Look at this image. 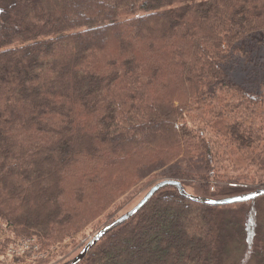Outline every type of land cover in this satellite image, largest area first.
Instances as JSON below:
<instances>
[{"label": "trees", "instance_id": "1", "mask_svg": "<svg viewBox=\"0 0 264 264\" xmlns=\"http://www.w3.org/2000/svg\"><path fill=\"white\" fill-rule=\"evenodd\" d=\"M262 84L264 0H0V232L48 257L144 181L264 172ZM79 264H264V197L163 188Z\"/></svg>", "mask_w": 264, "mask_h": 264}, {"label": "rangeland", "instance_id": "2", "mask_svg": "<svg viewBox=\"0 0 264 264\" xmlns=\"http://www.w3.org/2000/svg\"><path fill=\"white\" fill-rule=\"evenodd\" d=\"M232 81L234 84H242V79L244 77L243 73L233 72L230 73ZM262 90L264 93V84H262ZM232 102H237L239 99L237 96L229 98ZM264 106V103H263ZM207 110V109H206ZM207 119H211L212 116L206 114ZM262 122H264V113L262 114ZM188 125H192V115L188 114L185 118ZM228 158V157H227ZM225 158V159H227ZM235 160L236 158H230ZM229 162V161H228ZM237 171H233L232 167L225 164L219 167L218 175L212 174V176H207V179L202 180L198 183L192 181H182L181 184L185 192L195 198H204L207 200H220L224 198H229L233 196H238L242 194L254 191L255 182L264 181V172H256L254 169L246 168V166L241 163L236 166ZM237 176H246L248 179L255 181H249V186L246 187L244 182L236 181L232 183H227V179ZM197 179V178H196ZM154 181H144L140 183L134 189H131L128 193L123 195L116 203L111 205L109 208L104 210L95 222V225L89 226L82 238L78 239L76 245L71 246V243L65 242L64 245L60 247L55 246L49 250L51 252L50 256H46L41 260L33 262L34 260L25 257L29 255L30 249L37 250L34 238H27V240L20 241L17 238L12 237L8 234L6 230L4 231V226L1 227L2 232H0V264H68L72 259L81 251V249L86 245V243L104 226L117 219L121 215L125 214L131 210L145 195V193L154 185ZM156 184V183H155ZM259 189H264L260 187ZM98 228V229H97ZM27 241V242H26ZM30 245V248L25 247L26 244ZM70 245V246H69ZM236 253V252H235ZM24 254V255H23ZM242 254H237L236 259L233 262L239 261ZM233 256V255H232ZM230 263V261L228 262Z\"/></svg>", "mask_w": 264, "mask_h": 264}, {"label": "water", "instance_id": "3", "mask_svg": "<svg viewBox=\"0 0 264 264\" xmlns=\"http://www.w3.org/2000/svg\"><path fill=\"white\" fill-rule=\"evenodd\" d=\"M166 187L176 188L179 194L185 199L192 201V202L202 204L204 206H208V207H224V206L242 204V203H246V202L253 201L261 197H264V189H258V190H255V191H252L246 194L224 198L220 200H207L204 198H195V197L189 196L185 192L179 180H175V179L162 180L154 184L131 210H129L128 212L121 215L120 217L115 219L113 222L109 223L108 225L104 226L101 230H99L86 243V245L81 249V251L72 259L70 264H79L85 257L86 253L92 247H94L106 234H108L109 232L117 228L118 226L122 225L123 223L127 222L129 219L134 217L137 213L141 211V209L148 203V201L156 193H158L161 189L166 188Z\"/></svg>", "mask_w": 264, "mask_h": 264}, {"label": "built area", "instance_id": "4", "mask_svg": "<svg viewBox=\"0 0 264 264\" xmlns=\"http://www.w3.org/2000/svg\"><path fill=\"white\" fill-rule=\"evenodd\" d=\"M26 242H27V241H26ZM25 247L30 248V245H28V243H27ZM34 247H36L37 250H34V254L31 255V258H32L33 260H35V261H36V260H41L42 258H44V257L47 256V254L42 253V252L39 251V247H38V246L34 245ZM31 249H32V248H31ZM31 249H30V251H29L30 253H31Z\"/></svg>", "mask_w": 264, "mask_h": 264}]
</instances>
